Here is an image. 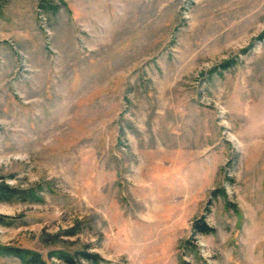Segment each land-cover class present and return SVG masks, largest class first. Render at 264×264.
<instances>
[{
	"label": "rangeland",
	"instance_id": "1",
	"mask_svg": "<svg viewBox=\"0 0 264 264\" xmlns=\"http://www.w3.org/2000/svg\"><path fill=\"white\" fill-rule=\"evenodd\" d=\"M3 183L45 264H264V0H0Z\"/></svg>",
	"mask_w": 264,
	"mask_h": 264
},
{
	"label": "trees",
	"instance_id": "2",
	"mask_svg": "<svg viewBox=\"0 0 264 264\" xmlns=\"http://www.w3.org/2000/svg\"><path fill=\"white\" fill-rule=\"evenodd\" d=\"M222 68H227L222 65ZM41 199L37 193L32 189L20 190L8 186L7 184H0V203H12V202H40ZM1 221V219H0ZM2 223V222H0ZM194 232L201 235H209L214 233V230L210 228L202 218H199L193 222ZM0 254L4 256L14 257L20 260L22 264H45L41 256L38 253L20 249V248H11V247H1ZM78 255L81 256L84 260L94 263H97L98 257L92 254H87L80 252ZM56 257L62 260L65 264H76L73 257L65 252H56Z\"/></svg>",
	"mask_w": 264,
	"mask_h": 264
}]
</instances>
